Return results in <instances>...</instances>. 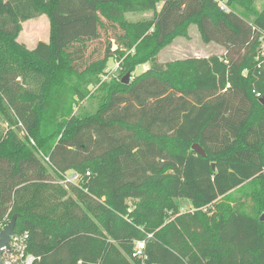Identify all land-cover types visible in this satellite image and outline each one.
Masks as SVG:
<instances>
[{"label": "trees", "instance_id": "16d2710c", "mask_svg": "<svg viewBox=\"0 0 264 264\" xmlns=\"http://www.w3.org/2000/svg\"><path fill=\"white\" fill-rule=\"evenodd\" d=\"M255 1L227 0L224 11L216 0H0V230L17 215L34 264H264ZM147 12L151 20L125 19ZM44 15L50 40L30 50L18 41L23 24ZM106 23L122 32L88 55ZM193 23L225 54L159 63ZM111 59L119 79L102 86L93 112L75 113ZM68 172L77 185L60 183ZM130 200L145 211H130ZM181 201L193 210L181 212Z\"/></svg>", "mask_w": 264, "mask_h": 264}, {"label": "rangeland", "instance_id": "374dc122", "mask_svg": "<svg viewBox=\"0 0 264 264\" xmlns=\"http://www.w3.org/2000/svg\"><path fill=\"white\" fill-rule=\"evenodd\" d=\"M219 2V4H226L227 0H216ZM255 10L259 13L264 9V0H256L254 3ZM154 17V14L152 12L147 13H137V14H126L125 19L128 22L131 23H137L141 21H147L151 20ZM105 20V19H104ZM107 28L106 30L102 31V38L99 42H94L90 44V48L87 51L88 55L94 50L98 49V54H103L105 51V47L107 46L106 41L107 39L114 38V35L117 33L122 32L119 27L112 28L111 24L106 23ZM187 36H179L174 39V41L169 44L165 49H163L160 54L158 55V62L161 64H167L170 62H176V61H183L186 59L191 58H210L213 56L221 57L223 54H225V50L223 47L215 44V43H209L206 44L202 36L200 34V31L198 29V26L196 24H191L186 29ZM51 35V22L48 18V16L44 15L37 19L30 20L23 24V30L18 38L19 43L24 44L28 49L33 50L36 48L37 44L39 42H49ZM113 44V50H116V44L115 40H112ZM263 47V46H262ZM87 55V56H88ZM99 58V55H96L92 59ZM91 60V59H90ZM89 60V62H90ZM256 60H259L262 63V68L264 70V56L262 55V49L260 51V55L258 53ZM151 67V64H146L139 66L136 71L134 72L135 76L142 75L145 73L149 68ZM129 74V73H127ZM125 74L124 78L127 76ZM121 75V70L119 67V64L115 59H111L107 67L105 69V74L101 77V81H99L95 85H91L89 87V97L87 101H82L80 103V106H82V109L78 111V109H75V113H81L83 110L84 112H93L100 102V97L98 94L100 93V89L105 84H110L114 79H119ZM123 78V79H124ZM132 80L130 76V81ZM95 96V98L93 97ZM0 128H6V125L2 122H0ZM231 197H235L236 201L235 203H244V207L242 209H245L246 211H250L252 206V201L247 200L245 197H243L242 192H234ZM130 211L136 209L139 211L144 212L145 210L141 207V203L139 201H128ZM181 212H186L189 210H193L192 206L188 201H181ZM210 214L214 213V209H212ZM10 222V221H9ZM119 250L122 254H126V251L122 250L120 247H117L116 250Z\"/></svg>", "mask_w": 264, "mask_h": 264}, {"label": "built area", "instance_id": "2783aa9c", "mask_svg": "<svg viewBox=\"0 0 264 264\" xmlns=\"http://www.w3.org/2000/svg\"><path fill=\"white\" fill-rule=\"evenodd\" d=\"M221 9L224 11H228L225 4L221 3ZM262 42V55L264 56V39ZM260 97V94H258ZM42 156V155H41ZM44 163L50 167V160L42 156ZM88 175H90L88 173ZM62 179H60V183L62 185L67 186L68 184L77 185L80 181L81 176L78 173L68 172L66 174H61ZM28 240V233L24 234H14L11 243L10 249L6 250L3 254V262L4 264H34L36 262V258L33 255L26 253V243ZM146 249L145 242H138L133 257H141L143 255L144 250Z\"/></svg>", "mask_w": 264, "mask_h": 264}, {"label": "water", "instance_id": "95a60500", "mask_svg": "<svg viewBox=\"0 0 264 264\" xmlns=\"http://www.w3.org/2000/svg\"><path fill=\"white\" fill-rule=\"evenodd\" d=\"M123 84L128 85L130 83V73L122 81ZM262 104H264V97L260 100ZM192 151H194L197 155L207 158L208 154L205 149L198 143L192 146ZM213 170L216 169V164H212ZM17 220L18 216L14 215L10 222H8L1 230H0V264H4L3 262V254L6 250L10 249L11 240L15 234L17 228ZM262 221H264V215L262 216Z\"/></svg>", "mask_w": 264, "mask_h": 264}]
</instances>
